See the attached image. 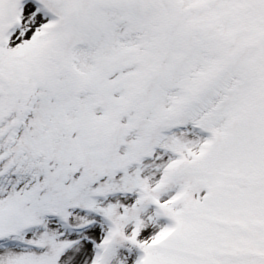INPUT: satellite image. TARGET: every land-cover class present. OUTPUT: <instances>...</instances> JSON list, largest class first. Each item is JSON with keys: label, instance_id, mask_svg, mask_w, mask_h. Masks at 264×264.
<instances>
[{"label": "snow or ice", "instance_id": "snow-or-ice-1", "mask_svg": "<svg viewBox=\"0 0 264 264\" xmlns=\"http://www.w3.org/2000/svg\"><path fill=\"white\" fill-rule=\"evenodd\" d=\"M0 264H264V0H0Z\"/></svg>", "mask_w": 264, "mask_h": 264}]
</instances>
